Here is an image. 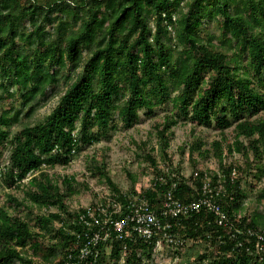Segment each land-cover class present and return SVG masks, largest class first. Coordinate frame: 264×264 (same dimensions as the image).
I'll list each match as a JSON object with an SVG mask.
<instances>
[{
	"label": "trees",
	"instance_id": "1",
	"mask_svg": "<svg viewBox=\"0 0 264 264\" xmlns=\"http://www.w3.org/2000/svg\"><path fill=\"white\" fill-rule=\"evenodd\" d=\"M212 21L218 34L208 28ZM64 70L69 71L66 86L51 111L33 123L22 121L33 113L37 97L59 84ZM0 78V103L4 91L14 87L10 95L19 90L20 104L27 107L23 113L13 105L0 108V179L17 189L27 178L23 194L10 189L0 203V264H145L142 256L153 259L152 239L115 237L110 226V236L81 255L100 226L86 222L97 203L70 206L76 175L53 178L46 168L67 165L90 145L108 140L116 128L132 127L141 109L151 113L159 98L174 90L175 110L155 122L160 158L149 140H133L148 161L147 184L137 190L131 180L123 190L98 152L87 156L86 168L121 200L125 193H138L157 209L172 188L180 200L209 198L220 204L225 225L205 203L178 222L169 218V230L184 243L205 242L195 259L180 264H264V210L240 213L247 196L242 182L254 186L264 168L226 158L234 151L260 157L264 150V116L257 115L264 108V0H0ZM189 121L221 133L233 125L235 137L224 148L221 138L207 146L194 136L180 146L192 161L183 173L168 146L172 127ZM15 123L19 129L11 133L7 127ZM5 144L11 149L2 163ZM194 151L202 161L215 160L203 166L193 159ZM205 180L210 186L219 182V192L203 190ZM256 196L264 198V185ZM256 232L263 235L262 247H256Z\"/></svg>",
	"mask_w": 264,
	"mask_h": 264
},
{
	"label": "rangeland",
	"instance_id": "2",
	"mask_svg": "<svg viewBox=\"0 0 264 264\" xmlns=\"http://www.w3.org/2000/svg\"><path fill=\"white\" fill-rule=\"evenodd\" d=\"M208 28L215 34H218L219 32L216 23L213 21L209 23ZM59 65H61V62L59 63ZM68 74L69 71L64 70L59 84L50 87V89L45 94L39 95L36 100L35 109L31 116L29 118L22 117L21 120H28L29 122L33 123L37 119L44 118L45 115L48 114L56 104L60 92L65 89ZM1 81L2 79L0 78V92H2L3 90ZM11 89H14V87L8 88L4 91V96L1 99L0 108H8L10 105H13L18 109H22V113L25 112L27 110V107H22V105L20 104V91L16 90L15 95L11 96L9 92V90ZM176 92L177 91L174 90L169 95L159 98V101H157L153 106L151 113L147 114L144 108L141 109L140 119L132 127L128 129H124L122 127L116 128L112 131L111 137L108 140H100L90 145L81 154L74 157L69 164H56L54 167L46 168L50 173V176H52L53 178H56L57 175L61 174L76 175L77 181L76 183H73L74 193L68 197L70 206L76 207L79 204L86 205L91 201H95V199H97L98 196L101 195L102 192H104L102 191V188L107 185L106 181L102 177H98L96 174H93L91 172L92 169L86 168L85 165L86 159L88 158L87 156L92 155L96 152L104 154L103 161L105 162V170L107 171L110 178L123 190H126L130 186L131 180L134 182V187L136 189L143 186V184L148 183V180L151 178V172L148 167L149 165H147L148 161L143 158V153H138L141 151L137 152L133 140H149L150 143L148 144V146L153 145V153H156L159 157V155L161 154V149L158 137L156 136L155 122H161L163 120V116L166 113L175 110L176 107L174 106L171 97ZM257 115L264 116V108H262ZM172 128L174 130V133L170 137L168 150L170 153V158H172L173 162L179 163L180 169H182L181 171L183 173H188L191 170L192 161L187 155V149L181 152V145L185 144L186 142H191V140H193V137L198 135L204 140L206 144H208L207 146L211 144L213 139L221 138L222 146L226 148L227 144L233 142L235 137L233 125L225 128L222 133L219 132L218 129H215L212 125H199L191 121L179 122ZM7 129L11 133H13L14 131L19 129V124H12L8 126ZM240 139L245 142L243 136L240 137ZM10 149V144H5L3 148L2 163L7 162V157L9 155ZM241 154L240 152L234 151L232 156L227 155L226 158H228V160L236 158L238 162H240V160L241 162L245 161L246 159L252 160V164H260L261 168H264V150L260 157H253L252 152H249V155L246 158L243 154V156ZM193 159L195 160V162H202L203 166L206 164L211 165L215 160L214 157H210L205 161H202V158L200 156H197L196 151L193 152ZM127 169L130 171L131 176L126 173ZM30 175L28 176V178L30 177ZM26 180L27 178L19 182L20 189H15V187L8 188L7 186H5L4 181L0 179V203L5 198V192H8L10 189H13L14 193L18 195L23 194L22 185L26 182ZM83 182H86L88 186H85ZM242 184L247 191V196L243 199V205L240 213L244 214L252 212L255 209L264 210V198L259 200L256 196L261 186L264 185V173L260 180L256 183L257 185H254L255 187L251 186L250 181L244 180ZM204 246L205 242L203 241H191L190 244H187L186 248L181 251V254L166 256L167 258L162 264H167V260H169V264H180L183 263L187 258L195 259L197 257V254L204 250ZM26 249L28 254L32 255V251L28 247H26ZM38 257H40L39 254L37 256H33L34 259H37ZM155 262L149 261L144 263L158 264Z\"/></svg>",
	"mask_w": 264,
	"mask_h": 264
},
{
	"label": "built area",
	"instance_id": "3",
	"mask_svg": "<svg viewBox=\"0 0 264 264\" xmlns=\"http://www.w3.org/2000/svg\"><path fill=\"white\" fill-rule=\"evenodd\" d=\"M194 174H197V171ZM108 188L109 186L105 185L102 188L104 192L94 201L97 203L96 213L94 211L89 212L92 221L86 220V222L100 226L88 238L87 247L81 250V255L89 252L88 245H96L110 236L111 231L108 229L110 226L115 237L128 236L134 240L137 238L152 239L155 243L154 257L151 260H146L142 256L143 262L158 261L155 263L162 264L167 258L166 256H173L171 252L177 249L183 251L187 246L181 237L174 235L169 230L172 226L169 218H176L178 222L180 218L188 217L191 213L198 211L201 204L205 203L215 213V220L218 224L225 225L227 223L226 215L220 204L212 202L209 198L183 201L175 197L172 194V188H169L156 209L150 205L144 196L138 193H125L124 200H121L117 196L111 195L110 188ZM202 188L217 193L221 189V184L218 182L216 185L210 186L205 180L202 183ZM256 237V247H262L263 235L256 232ZM105 249L109 251L110 245L105 246ZM167 264H169V260H167Z\"/></svg>",
	"mask_w": 264,
	"mask_h": 264
}]
</instances>
